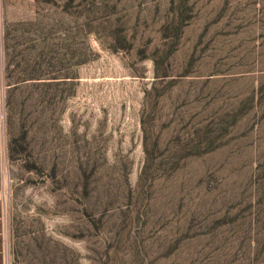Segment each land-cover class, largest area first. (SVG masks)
Returning a JSON list of instances; mask_svg holds the SVG:
<instances>
[{
	"label": "rangeland",
	"instance_id": "obj_1",
	"mask_svg": "<svg viewBox=\"0 0 264 264\" xmlns=\"http://www.w3.org/2000/svg\"><path fill=\"white\" fill-rule=\"evenodd\" d=\"M0 264H264V0H0Z\"/></svg>",
	"mask_w": 264,
	"mask_h": 264
},
{
	"label": "crops",
	"instance_id": "obj_2",
	"mask_svg": "<svg viewBox=\"0 0 264 264\" xmlns=\"http://www.w3.org/2000/svg\"><path fill=\"white\" fill-rule=\"evenodd\" d=\"M0 255H1V251H0ZM1 264H2V262H1Z\"/></svg>",
	"mask_w": 264,
	"mask_h": 264
},
{
	"label": "trees",
	"instance_id": "obj_3",
	"mask_svg": "<svg viewBox=\"0 0 264 264\" xmlns=\"http://www.w3.org/2000/svg\"><path fill=\"white\" fill-rule=\"evenodd\" d=\"M0 260H1V257H0Z\"/></svg>",
	"mask_w": 264,
	"mask_h": 264
}]
</instances>
